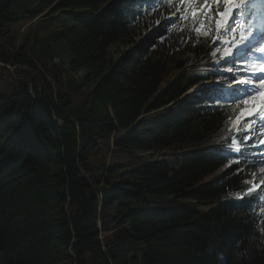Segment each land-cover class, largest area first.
<instances>
[{
    "label": "trees",
    "instance_id": "obj_1",
    "mask_svg": "<svg viewBox=\"0 0 264 264\" xmlns=\"http://www.w3.org/2000/svg\"><path fill=\"white\" fill-rule=\"evenodd\" d=\"M169 4L0 0V264H264L238 112L179 100L214 79L213 32L166 24L177 10L148 20ZM105 154L115 165L90 164ZM162 197L193 206L139 211Z\"/></svg>",
    "mask_w": 264,
    "mask_h": 264
},
{
    "label": "snow or ice",
    "instance_id": "obj_2",
    "mask_svg": "<svg viewBox=\"0 0 264 264\" xmlns=\"http://www.w3.org/2000/svg\"><path fill=\"white\" fill-rule=\"evenodd\" d=\"M157 2L162 3L163 0ZM171 2L172 0H168V3ZM179 4L182 9L177 10L175 20L170 19L166 24H174L176 20L186 23L190 21L189 30L194 31L199 38L207 37L213 30L221 36L233 34L230 42L214 43H228L229 50L223 62L241 67L243 72L230 76L233 84L219 86L210 97L209 105L215 107L225 103L229 106L243 103L245 108L240 117L243 118L244 125L242 131L238 129L241 143L245 147L260 148L264 145V0H179ZM238 61L242 64L237 65ZM250 66L254 67L249 71ZM230 151L240 153L243 149L235 148ZM257 155L264 156V150ZM239 174L240 170L237 171V175ZM245 191L249 200L259 202L264 199L260 195L264 187L257 186L255 181ZM238 199L243 200L244 196Z\"/></svg>",
    "mask_w": 264,
    "mask_h": 264
},
{
    "label": "rangeland",
    "instance_id": "obj_3",
    "mask_svg": "<svg viewBox=\"0 0 264 264\" xmlns=\"http://www.w3.org/2000/svg\"><path fill=\"white\" fill-rule=\"evenodd\" d=\"M19 6H22V5L19 4ZM181 8H182V6L179 4V0H173L168 5V7L166 9H164V7H162L159 10L158 15L152 14L148 18V20L150 22H153V21L159 22V20L162 19L163 16L172 15V14H174V10H178ZM138 27L137 26L134 27V29H133L134 34L141 32L143 37H146L150 30H148L147 28H144L143 25L142 26L138 25ZM212 32H213V36H212L213 40H212V42H211V44L207 50V55L211 61L216 63L217 69L215 70L216 72L214 74V79H213L214 83H210L209 81H206L204 88L205 87L206 88L211 87L212 89L210 91L214 90L212 92V95H213L214 93H216L217 88L219 86H221V84L227 85L226 83L231 80L230 76L232 74H237V73L242 74L243 68L237 67V66H230V65L223 62L226 58V53L229 50V44L228 43H223V44L222 43H214L216 41L230 42L233 36H231L230 34L225 35V36H220V34L217 33L215 30H213ZM119 47L120 48H112V52L114 53L115 57L122 56L123 50H124V52L129 51L131 54L134 53L132 48H126L125 45L120 44ZM181 58L182 59L184 58L183 54L181 55ZM191 59L193 60L194 57L191 56ZM237 65H240V64L237 63ZM252 67H254V66H250L248 70L249 71L252 70ZM10 70L13 71V68H10ZM219 73H224L225 75H219ZM199 76L202 78H207L206 74L201 73V74H199ZM31 83H35V82H31ZM36 84H37V86L40 85L39 83H36ZM5 86L6 87L4 90H8L9 87L6 84H5ZM224 87H227V86H224ZM197 88L198 87L193 88L189 93H191L192 91L198 90ZM225 105H228V104L225 103ZM244 108H245V105L243 103H236V104L229 106L230 110L238 112V116L234 120L233 119L230 120L228 123L229 130L230 131L232 130L233 133H236L238 131V129L243 128L244 120H243V118L240 117V113ZM250 143H251V141H249V144ZM242 148H243V150L247 149V151H248V156H249L248 160H249V163L251 165V169L248 171V176L250 177L249 178L250 181L251 182L255 181L257 184L264 182V156L257 155L258 152L264 150V145H262L260 148L245 147L242 145ZM140 156L143 157L144 155L140 154ZM142 160H143V163L152 162V161H155V157L151 156L149 158H144ZM90 164H92V165H102V164H104V165L105 164L115 165L110 160H108V157L106 156V154L104 155V157H101L98 159L96 158V156H91ZM98 174H101V172H98ZM116 175L117 174H112V177L115 178ZM106 176L109 177V175H106ZM113 181L115 182L116 179ZM119 182H121V180H119ZM96 188H98V187H96ZM147 200L150 203L146 206H141L139 208V211H143V212L167 211L170 209L181 208V207L192 208V206H193L191 204L190 200H188V199L176 200V199H171L170 197H162L160 199L150 198ZM115 235H116V231L101 232L99 235L100 242L105 243L104 245H106V246H107V244H108V246H112V245L116 244V248H118V250L120 251L121 250L120 241L118 240L117 237H115ZM127 244L129 245L131 250L136 249L137 247H141L140 243H139L140 244L139 245L138 242L131 241V240L128 241Z\"/></svg>",
    "mask_w": 264,
    "mask_h": 264
},
{
    "label": "water",
    "instance_id": "obj_4",
    "mask_svg": "<svg viewBox=\"0 0 264 264\" xmlns=\"http://www.w3.org/2000/svg\"><path fill=\"white\" fill-rule=\"evenodd\" d=\"M38 100H40V97H37V100L36 102H39ZM54 118V117H53ZM55 119V118H54ZM60 126H61V123L59 121H56Z\"/></svg>",
    "mask_w": 264,
    "mask_h": 264
}]
</instances>
